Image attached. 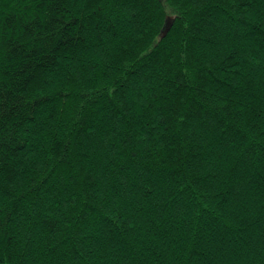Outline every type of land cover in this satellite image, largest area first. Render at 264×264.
Instances as JSON below:
<instances>
[{"label":"trees","instance_id":"1","mask_svg":"<svg viewBox=\"0 0 264 264\" xmlns=\"http://www.w3.org/2000/svg\"><path fill=\"white\" fill-rule=\"evenodd\" d=\"M0 264H264V0H0Z\"/></svg>","mask_w":264,"mask_h":264}]
</instances>
